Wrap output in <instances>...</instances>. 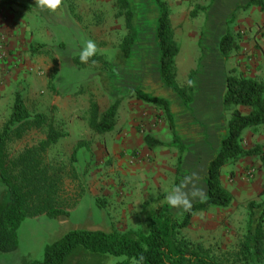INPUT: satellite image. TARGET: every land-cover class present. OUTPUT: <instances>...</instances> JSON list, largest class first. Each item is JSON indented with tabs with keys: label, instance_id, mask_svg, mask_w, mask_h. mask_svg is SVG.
<instances>
[{
	"label": "rangeland",
	"instance_id": "obj_1",
	"mask_svg": "<svg viewBox=\"0 0 264 264\" xmlns=\"http://www.w3.org/2000/svg\"><path fill=\"white\" fill-rule=\"evenodd\" d=\"M162 1L170 9L178 46L177 82L186 87L194 75L189 110L205 126L201 131L213 148L209 156L200 155V160H207L202 165L191 149L173 142L165 111L132 94L136 89L132 72L139 64L135 55L128 59L120 50L129 34L127 8L121 1L65 0L62 9L52 13L40 10L33 0H0V132L16 93H22L29 111L43 114L45 122L37 125L33 118L13 129L7 144L10 163L28 149L36 150L40 166L58 184L56 207L68 212L59 219L44 214L27 218L18 230L19 249L0 251V264L41 260L48 244L76 228L146 230L149 215L157 208L182 218L185 212L170 208L165 196L193 171L206 189L207 166L219 150L231 112L223 103L228 70L264 82V10L252 0ZM227 30L235 40L228 58L219 49ZM87 39L96 42L102 59L83 64L79 53ZM114 103L113 129L98 132L92 127L95 106L100 120ZM211 112L215 122L208 126L206 116ZM51 133L58 139L42 145ZM145 134L163 144L149 146ZM243 145L264 151V125L247 129ZM222 183L232 194L231 204L197 211L179 237L202 246L222 264H246L250 258L240 250L250 204L264 200L260 157L246 156L229 164ZM8 200L9 190L0 180V213ZM118 259L111 257V264ZM109 260L79 249L68 264Z\"/></svg>",
	"mask_w": 264,
	"mask_h": 264
},
{
	"label": "trees",
	"instance_id": "obj_2",
	"mask_svg": "<svg viewBox=\"0 0 264 264\" xmlns=\"http://www.w3.org/2000/svg\"><path fill=\"white\" fill-rule=\"evenodd\" d=\"M118 1L127 8L124 15L129 28V34L124 38L120 50L125 58H130L137 37L133 5L130 0ZM215 1L211 0L210 4ZM253 1L260 4L264 10L263 0L251 2ZM157 4L160 16L156 38L160 47L161 78L168 87L179 94L188 107L193 99L194 75L191 76L186 87L178 84L175 71L178 46L174 39L171 12L162 0H157ZM209 7L210 5L203 9ZM234 41L232 32L227 30L219 42V49L227 58L230 50L233 49ZM93 58L102 59L97 55ZM103 62L107 64L106 61ZM225 83L223 103L231 112L219 150L207 166L204 178L208 195L206 201L194 202L191 212H185L182 218L161 208L152 210L146 230L122 233L115 228L109 230L76 228L48 244L43 259L29 264H68L69 258L79 249L96 256L111 254V257L120 258L114 264H130L131 257L141 254L146 258L144 264H222L202 246H193L188 240L180 238L179 232L191 224L197 211L211 207H227L231 204L232 194L222 183L223 170L229 164L242 157L257 155L261 159L264 171L263 149L259 146L246 149L243 145V135L247 129L264 125V82L244 74H237V70L233 68L228 70ZM132 94L137 99L165 111L173 142L184 149L185 146L176 133L168 101L151 96L139 88L134 89ZM96 108L95 106L92 127L98 132L113 129L112 119L116 115L117 103L105 111L100 120H97ZM33 118L37 125L45 122V116L40 113L33 115L25 104L23 94L16 93L11 115L0 132V180L9 190V200L0 213V251L2 252H16L19 249L18 230L27 218L44 214L49 218L59 219L63 215H68L67 211L55 205L58 184L48 174L47 169L40 166L36 150L28 149L10 163L7 144L11 132L16 127L29 123ZM57 139L58 135L51 133L42 145ZM144 140L149 146L163 144L150 134H145ZM181 161L182 157L179 158V162ZM12 168L16 169L18 174L14 175ZM262 195H264V187ZM263 224L264 200L258 204L251 203L247 235L240 250L244 258H250V262L246 264H264Z\"/></svg>",
	"mask_w": 264,
	"mask_h": 264
},
{
	"label": "crops",
	"instance_id": "obj_3",
	"mask_svg": "<svg viewBox=\"0 0 264 264\" xmlns=\"http://www.w3.org/2000/svg\"><path fill=\"white\" fill-rule=\"evenodd\" d=\"M34 1L32 2L33 5ZM130 1L134 7V24L137 34L130 57L132 59L135 55L139 64L138 68L132 72L136 88L142 89L151 96L168 101L177 135L181 138L184 146L194 152V159L199 162L202 161L200 163L202 165L207 160H200V155L209 156L213 150L212 144L207 142L205 134L201 131L205 126L197 123L196 118L189 110L191 105L187 107L179 94L168 87L161 78V55L156 38L160 16L157 0ZM206 120L207 122H204L208 126L215 122L212 112L208 113Z\"/></svg>",
	"mask_w": 264,
	"mask_h": 264
},
{
	"label": "clouds",
	"instance_id": "obj_4",
	"mask_svg": "<svg viewBox=\"0 0 264 264\" xmlns=\"http://www.w3.org/2000/svg\"><path fill=\"white\" fill-rule=\"evenodd\" d=\"M65 0H35V6L40 10H47L55 13L62 9ZM98 46L92 39H87L79 53V60L83 64H87L94 56L97 55ZM95 63V61H92ZM201 177L199 173L193 171L185 175L180 183L171 187L170 191L165 196V200L170 208L180 209L183 212H191L193 208V201L199 200L201 202L208 199L206 189L200 185ZM111 264V254H109ZM144 255L134 256L130 258V264H144Z\"/></svg>",
	"mask_w": 264,
	"mask_h": 264
}]
</instances>
